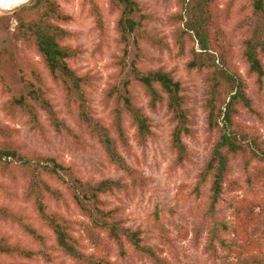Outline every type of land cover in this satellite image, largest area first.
<instances>
[{
    "label": "rangeland",
    "instance_id": "374dc122",
    "mask_svg": "<svg viewBox=\"0 0 264 264\" xmlns=\"http://www.w3.org/2000/svg\"><path fill=\"white\" fill-rule=\"evenodd\" d=\"M56 1L73 17V21L65 26L73 33L72 39L66 43L80 50L78 58L70 61V66L79 75L87 77L84 89L94 116L111 126L113 100L108 99V92L113 87L124 92V78H131L129 69L133 62H137L144 70L164 68L172 71L189 98L193 136L185 137L184 143L192 155V162L187 163L184 168H173L176 155L171 150V133L174 123L167 104L165 102L156 111H152L145 89L133 83L129 95L151 118L156 138L148 139L145 145H139L135 129L126 117L124 126L130 151L119 147L127 164L150 180V185L134 186L124 171L110 164L100 145L80 125L76 107L70 101L64 84L52 78L35 46L16 39L15 11L23 5L11 7L10 10L0 8V141L14 145L25 154L54 157L65 166L72 167L85 181L120 179L128 184L127 191L105 195L103 200L108 202L109 208L119 210V217L126 228H141L145 243L153 246L170 264H232L242 251L240 247L233 245L234 240L239 238L233 232L237 219L232 203L244 197L255 201L264 200V185L255 184L250 189L245 186L248 173L244 170L242 157L238 156L230 162L229 178L239 182L242 188L227 191L216 205L214 214L210 210L208 185L198 194L195 193L198 176L209 159L216 133H211L207 124L206 72L187 70L191 44L186 45L185 56L174 45L172 33L176 27L171 21H175L180 10L178 0H138L148 18L145 24L146 39L138 42L139 47L133 44L127 50V68L118 65L125 50H122L116 28L119 12L110 0H97L105 24L103 36L96 29L95 20L83 0ZM28 2L30 0L26 3ZM217 11L222 30L219 44L228 55L229 65L239 72L246 83V93L252 99L256 111H243L237 122L243 128L258 132L264 141V86L259 88L256 78L249 74L248 66L242 58V41L253 21L251 0H217ZM147 37L162 39L169 44V49L157 47ZM37 72L41 75L60 118L86 142L84 149L77 147L68 134H57L44 113H41L44 129L33 130L30 129L27 118L10 109L11 92L17 86V78L25 76L36 82ZM260 165L264 167V164ZM250 172L256 171L251 168ZM49 180L68 197L66 202L50 200L51 209L72 222L73 233L87 255L104 256L114 264H153L151 260L141 258L129 243L124 242L125 253H122L120 245L109 239L106 233L93 230L90 220L72 203L70 193L62 182ZM26 183V178L21 175L13 177L0 174V206L8 207L14 212H23L27 220L45 235V242L39 243L31 239L16 225L2 218L0 233L9 236L12 242L19 241L28 248L35 249L38 253L34 263L76 264L57 248L52 232L37 218L32 202L25 197ZM260 211L261 208L256 209V212ZM157 224L171 240L170 246L160 242ZM222 224L226 225V231ZM214 230L218 240H214ZM209 247L213 250H208ZM1 260L13 262L19 259L1 257Z\"/></svg>",
    "mask_w": 264,
    "mask_h": 264
},
{
    "label": "trees",
    "instance_id": "16d2710c",
    "mask_svg": "<svg viewBox=\"0 0 264 264\" xmlns=\"http://www.w3.org/2000/svg\"><path fill=\"white\" fill-rule=\"evenodd\" d=\"M119 12L116 28L119 42L125 55L119 58L118 65L127 68L125 56L131 45L139 47L138 42L146 39L145 24L147 16L138 0H110ZM234 1V0H233ZM90 9L95 20L96 29L105 35L103 16L98 8L97 0H83ZM180 7L175 16L173 31L174 45L185 56V47L189 43L190 60L186 64L188 71L206 72L208 130L216 133V141L203 170L197 181V190L208 185L211 214L223 195L233 189L242 188L236 180L230 179V162L238 156L242 157L244 170L248 173L245 186L249 189L255 184L264 185V141L255 130L242 127L237 119L243 111L256 113L253 101L247 95V85L234 68L229 65L225 49L219 44L221 27L217 0H178ZM253 21L242 41V58L248 66L249 74L256 78L260 89L264 86V0H251ZM17 29L15 37L27 44L35 46L41 54L44 65L52 78L61 81L70 101L77 110L80 125L87 135L95 140L104 152L107 161L119 170L124 171L134 186L146 187L150 180L137 170L131 168L120 150L130 151V144L124 121L128 117L135 129V137L139 145H145L148 139H155L154 126L144 109L136 105L130 94L133 83L142 86L149 96V106L156 111L166 102L174 128L171 133V150L176 155L174 169L184 168L192 162V155L184 143V138L193 136L191 128L189 98L183 92L179 81L172 71L164 68L144 70L137 62L129 69L131 78H124L123 91L113 87L108 92L112 103V123L107 126L103 120L94 116L89 105L84 86L87 77L79 75L70 66V61L79 56L80 49L66 42L73 33L65 28L73 21L56 0H30L15 11ZM30 15L28 19L27 16ZM147 39L157 47L169 49V44L162 39ZM12 62H15L12 60ZM15 68V67H13ZM15 77V76H13ZM35 81L25 76L17 78V86L11 92L10 109L27 118L30 129H44L41 113L47 117L49 125L57 134H68L73 143L84 149L86 142L67 125L59 116L53 101L49 98L43 79L39 72ZM115 135V136H114ZM257 164L254 166V164ZM254 168L255 173L250 172ZM0 174L26 178L27 200L32 202L37 218L44 227L52 232L57 248L76 264H114L104 256L87 255L74 235L72 222L60 213L51 209L50 200L66 202L68 197L60 188L51 184L49 179L60 180L70 193V199L81 214L91 222L93 230L107 234L123 251L124 242L153 264H170L167 259L151 245L146 244L141 228H126L119 217V210L109 208L103 200L105 195L127 191L129 186L120 179H104L97 182L85 181L78 176L72 167H67L54 157L29 155L20 152L12 144L0 141ZM237 224L233 228L239 239L234 240L235 246L241 248L237 260L232 264H264V200L255 201L244 197L232 203ZM261 208L260 212H256ZM0 218L16 225L24 234L39 243L45 242V235L36 228L23 212H14L8 207L0 206ZM158 225V224H157ZM223 225L226 231V225ZM158 237L164 245L170 246L171 240L159 225ZM214 240H218L216 230ZM224 244V241H222ZM212 251L213 248L209 247ZM37 251L28 248L19 241L12 242L10 237L0 233V264H38L34 263ZM1 257L19 259L3 262Z\"/></svg>",
    "mask_w": 264,
    "mask_h": 264
},
{
    "label": "bare ground",
    "instance_id": "6f19581e",
    "mask_svg": "<svg viewBox=\"0 0 264 264\" xmlns=\"http://www.w3.org/2000/svg\"><path fill=\"white\" fill-rule=\"evenodd\" d=\"M28 0H26L27 2ZM25 2V3H26ZM25 3H16L15 0H0V8H4L6 10H10L11 7H18Z\"/></svg>",
    "mask_w": 264,
    "mask_h": 264
},
{
    "label": "clouds",
    "instance_id": "9594fccd",
    "mask_svg": "<svg viewBox=\"0 0 264 264\" xmlns=\"http://www.w3.org/2000/svg\"><path fill=\"white\" fill-rule=\"evenodd\" d=\"M16 3H25L26 0H15Z\"/></svg>",
    "mask_w": 264,
    "mask_h": 264
}]
</instances>
